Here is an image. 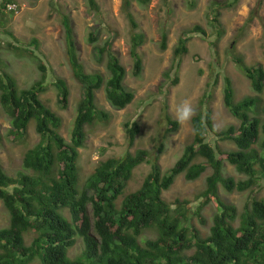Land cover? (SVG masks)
<instances>
[{
  "label": "trees",
  "instance_id": "1",
  "mask_svg": "<svg viewBox=\"0 0 264 264\" xmlns=\"http://www.w3.org/2000/svg\"><path fill=\"white\" fill-rule=\"evenodd\" d=\"M150 1L122 0L123 12L132 30L130 55L136 78L144 70L139 49L147 40L139 31L132 6L134 2L145 6ZM237 2L227 0L225 6L229 8ZM262 2L258 1L257 11ZM9 4H13L12 0L0 3V25H4L2 17L14 12L8 11ZM87 4L90 11L100 13L96 0H87ZM221 5L214 3L211 16L219 39L224 35L218 11ZM62 17L68 63L74 79L83 87L71 142L61 134V116L41 100V95L47 91L48 69L35 52L28 53L36 61L42 77L28 89H19L14 78L0 69V104L11 118L10 134L23 139L34 123L41 137L24 156V168L29 174L12 177L0 165V201L9 214L8 226L0 228V264H31L34 261L41 264H264V200L251 198L239 215L235 206L220 198V187L230 193L245 192L253 189L258 180L264 182V105L261 98L247 96L236 101L233 81L225 76L223 101L240 122L238 128L230 126L224 131H216L212 111L204 96L191 120L193 139L170 170L163 171L160 164L165 151L163 141L152 153L140 149L101 162L81 187L79 159L80 150L88 139L86 128L109 119L108 113L97 105V93L104 89L107 101L116 110L131 105L135 93L125 85L127 72L112 50V41L107 40L102 47L95 46L98 39L92 33L88 42L94 45L98 58L106 55L108 77L100 72H86L80 61L71 19L67 15ZM191 32L207 37L201 26L194 27ZM189 40L188 36L180 38L174 49L171 70L176 74L182 57L188 53ZM167 42L168 34L163 32L162 51L167 50ZM35 44H38L36 40L32 45ZM212 45L216 47L217 43ZM10 47L21 49L12 44ZM232 59L251 82L254 93L261 95L264 92V67L249 66L240 55ZM179 81L176 75L172 85ZM53 85L58 92V105L67 110L70 89L66 80L57 77ZM165 119L164 138L167 139L180 129L181 124L169 114H165ZM124 128L129 148H132L141 133V124L138 120L129 121ZM210 133L221 141L233 142L236 149L231 152L221 150L209 141ZM144 162L151 165L150 174L141 188L125 196L118 207L117 202L124 195L134 170ZM225 163L248 178L237 182L235 178L227 177ZM209 169L212 174L207 178L206 189L199 195L201 201L195 210H191L187 200L170 204L163 199V193L171 189L180 175L184 174L187 181L193 182ZM214 202L218 213L209 236L204 238L193 225V219L197 216L204 223L202 211ZM148 232L154 233L155 237H148ZM31 233L36 236L29 245L26 236ZM79 240L83 243V251L71 257L70 250Z\"/></svg>",
  "mask_w": 264,
  "mask_h": 264
},
{
  "label": "rangeland",
  "instance_id": "2",
  "mask_svg": "<svg viewBox=\"0 0 264 264\" xmlns=\"http://www.w3.org/2000/svg\"><path fill=\"white\" fill-rule=\"evenodd\" d=\"M3 1L0 0V3ZM96 1L100 7L99 14L90 11L87 0H12L18 9L2 17L4 25H0V69L14 78L19 89H28L42 77L36 61L28 53L35 52L48 69L47 91L41 95V100L63 119L61 134L67 142H71L83 87L74 79L68 63L62 16L67 15L71 19L80 61L86 72H100L108 77V59L106 55L103 58L97 57L94 45L88 42L90 34L98 39L95 46L102 47L107 40L112 41V50L119 56L127 72L125 85L135 93V99L126 109L116 110L107 101L104 89L97 93V105L108 113L109 119L97 121L86 128L88 139L85 147L80 150L79 159L81 187L85 186L101 162L109 158H121L127 152L135 153L140 149L152 153L163 141L165 151L160 164L163 171L170 170L193 139L192 119L180 122V129L167 139L164 138L167 128L165 114L177 120L176 109L184 101H189L197 110L200 101L206 96L215 130L224 131L230 126L238 128L240 122L224 105L225 76L233 81L236 101L247 96H259L264 105V92L261 95L254 93L251 82L232 59L240 55L249 66L264 67V0L258 11L259 0H238L229 8L225 6L227 0H151L145 6L134 2L132 13L139 31L146 35L147 40L139 49L144 70L137 78L132 73L133 61L130 55L132 30L123 12L122 0ZM216 2L222 3L218 11L224 35L220 39L217 37L215 23L211 21ZM251 17L254 19L249 22ZM196 26L205 30L206 38L200 33L191 32ZM163 32L168 34L166 51L160 49ZM184 36L190 38L187 43L188 53L182 57L176 74L171 70L174 49ZM34 40L38 44L33 46ZM213 42L217 43L216 47L212 45ZM10 44L19 46L20 51L11 48ZM167 74H170L169 78ZM176 75L180 79L179 84L172 85ZM57 77L66 80L70 89L67 110H62L57 102L58 92L53 85ZM136 120L141 124V133L135 145L129 148L124 126ZM11 128V118L0 104V165L12 177L20 173L29 174L24 168V156L40 142L41 137L34 123L23 139L11 135ZM210 134L209 141L216 143L221 150L231 152L236 149L233 142L221 141ZM150 172L151 165L147 162L134 170L124 195L117 202L118 207L125 196L141 188ZM224 173L237 182L248 178L238 173L229 163L224 164ZM211 174L212 169H209L193 182L187 181L184 174L180 175L171 189L163 193V199L170 204L177 200H187L191 203V210H195L201 201L199 195L206 189L207 178ZM253 197L264 200L262 179L258 180L253 189L245 192L230 193L220 187L221 200L235 206L239 215ZM217 213V204L214 202L202 211L204 223L197 216L194 217L193 225L204 238L209 236ZM8 224L9 214L0 201V228ZM146 235L155 237L152 232ZM35 236L34 233L28 234L27 244L30 245ZM82 251L83 243L79 240L70 250V256L75 257ZM31 264L41 263L34 261Z\"/></svg>",
  "mask_w": 264,
  "mask_h": 264
},
{
  "label": "clouds",
  "instance_id": "3",
  "mask_svg": "<svg viewBox=\"0 0 264 264\" xmlns=\"http://www.w3.org/2000/svg\"><path fill=\"white\" fill-rule=\"evenodd\" d=\"M196 115V109L189 101L182 102L176 109L178 122H188Z\"/></svg>",
  "mask_w": 264,
  "mask_h": 264
},
{
  "label": "built area",
  "instance_id": "4",
  "mask_svg": "<svg viewBox=\"0 0 264 264\" xmlns=\"http://www.w3.org/2000/svg\"><path fill=\"white\" fill-rule=\"evenodd\" d=\"M17 9H18V5H16V4H9V5H8V11H9V12H11V11L16 12Z\"/></svg>",
  "mask_w": 264,
  "mask_h": 264
}]
</instances>
